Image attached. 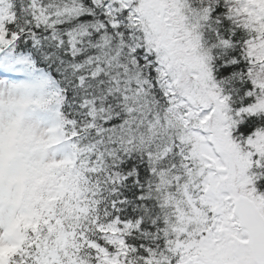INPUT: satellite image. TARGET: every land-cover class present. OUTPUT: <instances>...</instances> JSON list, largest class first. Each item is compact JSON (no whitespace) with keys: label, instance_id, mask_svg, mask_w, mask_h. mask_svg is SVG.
I'll use <instances>...</instances> for the list:
<instances>
[{"label":"snow or ice","instance_id":"snow-or-ice-1","mask_svg":"<svg viewBox=\"0 0 264 264\" xmlns=\"http://www.w3.org/2000/svg\"><path fill=\"white\" fill-rule=\"evenodd\" d=\"M0 264H264V0H0Z\"/></svg>","mask_w":264,"mask_h":264}]
</instances>
